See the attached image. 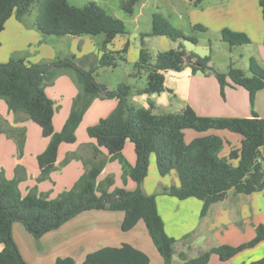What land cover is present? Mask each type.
Returning a JSON list of instances; mask_svg holds the SVG:
<instances>
[{
  "label": "trees",
  "instance_id": "1",
  "mask_svg": "<svg viewBox=\"0 0 264 264\" xmlns=\"http://www.w3.org/2000/svg\"><path fill=\"white\" fill-rule=\"evenodd\" d=\"M204 1L189 0L194 7L200 6ZM133 2L134 0H129L123 8L130 11ZM259 5L264 22V0H260ZM34 6L37 7L34 26L44 36L101 35L102 48L106 50L119 36L128 33L122 20L108 14L96 2L89 1L84 6L77 7L67 0H0V32L11 17L24 22ZM195 31L206 32L201 25H194L192 32ZM160 36L173 42L182 40L197 44L195 36L187 35L174 27L163 15L154 14L151 31L141 34L138 60L134 64L138 75L141 71L147 73L145 87L139 93L164 92V73L189 67L193 73L200 71L214 74L222 95L228 85V78L234 86L242 87L248 92L250 106L253 107L256 93L264 89V66L254 58L248 60L249 75L242 69L235 68L233 63L226 73H222L209 65V56L200 57L187 52L182 45L152 56L147 50L144 38ZM220 39L231 47L250 44V39L244 33L226 28L220 31ZM128 45L129 42H126L120 50L103 52L97 64L88 70L75 64L74 58L54 62L49 66L32 65L22 58H11L7 63H0V100L6 103L13 114H22L37 124L42 136L49 139L45 151L37 158L39 181L48 178L55 170L59 146L76 141V129L93 100L107 97L116 98L118 101L117 107L107 118L100 119L97 124L87 128L88 137L96 142L94 157L86 163L88 166L85 172L74 185L60 193L57 198L47 199L35 192L22 196L17 181L6 179L3 172H0V244L4 245L0 252V264H26L11 237L13 223H21L39 240L45 233L58 229L76 215L89 210L122 212L120 228L123 232L132 230L139 221H143L163 263L174 264L177 241L165 232L157 210L156 195H147L141 189L152 154L155 156L160 176H166L173 171L178 178V185L162 188L161 194L178 200H200L201 217L206 215L212 204L224 200L229 191L249 195L264 190L263 118L254 113L251 118L199 116L190 106L179 112L158 115L152 112V104L148 108L128 104L130 88L124 84L112 92H104L98 87L93 77L95 70L116 67L118 61H126L124 54L127 53ZM68 70L74 72L80 91L72 102L69 116L61 131L55 132L52 124L54 103L44 89L53 78ZM186 129L200 133L210 130L235 133L242 137L241 146L238 150H231L227 158H223L220 157L223 141L219 136L206 135L185 143ZM127 141L134 146V166L122 155ZM17 142L21 148L23 139H18ZM99 148L105 150L109 161L117 160L121 164L124 177L135 183V190L115 189L108 192L113 184L112 177L97 183L107 162ZM70 159L71 157H66L64 164ZM234 160L237 161L236 165L232 164ZM108 199L110 202L106 201ZM263 241L264 228L258 226L254 239L248 245H220L202 251L191 259L185 253H179V264H207L213 254L225 262L245 248L254 247ZM55 264H74V261L71 258H58ZM82 264L150 263L146 254L123 243L118 247H104L89 253ZM250 264H264V255Z\"/></svg>",
  "mask_w": 264,
  "mask_h": 264
},
{
  "label": "crops",
  "instance_id": "2",
  "mask_svg": "<svg viewBox=\"0 0 264 264\" xmlns=\"http://www.w3.org/2000/svg\"><path fill=\"white\" fill-rule=\"evenodd\" d=\"M182 1L185 5L186 2L189 6L192 5L189 0ZM259 1L223 0L220 10L209 11L211 4L209 0H205L202 3L204 5L200 16L197 15L199 11L196 9L190 12V18L183 11L178 12L173 23L176 27H184L186 24L190 26L191 22L206 25L209 30H212L211 34H219V36L220 31L225 28L246 34L251 39L250 44L240 47H246L247 55L241 56V65L239 59L232 60L240 65L237 68L249 75L245 60L248 64V60L254 58L264 66V22ZM226 3L227 5L224 6ZM177 7L179 5L173 7V12ZM23 23L11 17L0 32L1 64L7 63L13 55L22 51L19 47L22 44L29 47L32 42L41 43L42 53L49 51L45 55L42 54L43 56H49L55 51V48L43 39L40 32L24 27ZM162 37L164 36L156 37L162 51L182 45L187 52L195 53L200 57L206 56L204 52L198 53L196 44L188 50L185 45L191 44L188 41H172L171 45L161 46L163 42L166 43ZM73 38L77 43L86 40L84 36ZM120 38L123 42V37ZM79 50L77 54H73L76 60L84 59L88 54L83 49ZM34 59L36 60L31 62L26 58V61L32 65H38V58L34 57ZM83 59L80 60L81 63ZM209 65L218 70L211 59ZM227 83L222 95L219 83L212 73L200 71L193 73L189 67L179 71H166L164 73L165 91L162 94H166L164 95V98L168 100L166 106L171 108L174 105L175 107L174 112L168 113L179 112L186 106H190L199 116L251 118L254 113L264 119V89L256 93L253 107H251L248 92L242 87L234 86L228 78ZM44 90L54 103L53 129L55 132H60L69 116L72 102L80 91L77 78L73 71L68 70L48 82ZM158 98L153 97L151 100L154 114L163 106ZM101 99L102 101L96 105L93 104L98 99L93 101L91 122L84 123L83 116L75 132L76 141L72 144L62 143L59 146L55 170L42 181L38 180L40 168L37 158L45 151L49 139L42 136L37 124L26 119L22 114H13L8 110L6 103L0 100V172H3L6 179L17 181L18 190L22 196L35 192L38 196L47 199L57 198L60 193L69 190L85 172L88 166L86 163L94 157L96 145L95 140L88 137L87 128L97 124L100 119L107 118L114 111V103L110 101L114 98ZM89 109L90 107L86 110L85 116ZM206 135H217L222 139L223 148L220 156L223 158H227L231 150H238L241 146L242 137L225 130L200 133L186 129L184 141L189 143L195 138ZM18 139H23L21 148L18 146ZM99 151L107 158V165L110 162L107 153L102 148H99ZM122 155L131 166L135 165L134 146L130 141L126 142ZM66 157L71 159L64 164ZM232 164L236 165L237 161H232ZM106 165L101 173L105 171ZM113 171L114 186L109 187L108 192L115 189L135 190L136 185L131 179L126 177L123 181L121 168L118 165L107 167V174L101 176L100 173L98 179L105 176L111 177ZM120 179L123 181L122 185ZM171 185H178L176 173L172 171L166 176H160L155 156L150 155L148 173L141 189L147 195H156L157 210L163 221L165 232L177 241L173 257L174 264L181 263L178 258L179 253H185L191 259L197 257L202 251L220 245L232 247L248 245L254 239L257 227L264 228V190L249 195L229 191L224 200L212 204L206 215L201 217L202 202L200 200L195 198L178 200L161 194L162 188ZM122 220V212L89 210L76 215L58 229L45 233L39 240H36L24 225L15 222L11 226V237L26 264H55L58 258H71L74 264H82L89 253L104 247H118L123 243L146 254L150 264H164L148 235L144 222L139 221L132 230L123 232L120 228ZM3 247L4 245L0 244V252ZM263 255L264 241L254 247L245 248L225 262L213 254L207 264H250L260 260Z\"/></svg>",
  "mask_w": 264,
  "mask_h": 264
},
{
  "label": "rangeland",
  "instance_id": "3",
  "mask_svg": "<svg viewBox=\"0 0 264 264\" xmlns=\"http://www.w3.org/2000/svg\"><path fill=\"white\" fill-rule=\"evenodd\" d=\"M70 4L82 7L85 4H87L89 1L96 2L100 7H102L108 14L111 16H114L120 20H122L128 29V33L125 34V36H119L112 45H108L106 47V50L102 48V36H84V42H76L73 37L66 36V37H55V36H42L44 40L50 45L55 48V51L49 55V56H43L45 53H42V48L40 47L41 43H35L32 42L29 47L25 46L24 44L20 45L19 47L22 48V51H19L15 55H13V59H28L31 62H34V57L38 58V65H45L49 66L51 63L62 61L64 59H73L74 63L78 66L83 67L85 70L90 69L91 67L95 66L98 62V59L102 55L103 52L108 51H115L120 50L124 46L126 42H129L127 53L124 54V58L126 61H118V65L116 67H109V68H98L93 73V77L95 81L98 83V85H101L105 88H108L110 90H116V88L124 84L130 88V92L127 98L128 104H131L138 108H148L151 103V100H153V97H159L158 99L160 103L163 104L162 108L157 111L156 114L162 115V114H168V112H174L175 110L174 105H172L171 108L166 106L168 104V100L164 98V95L166 94H144L139 93L142 89H144L146 84V77L147 73L144 71H141L140 74H137V70L134 67L135 62L138 60L139 55V49L141 44V34H144V32L149 33L152 28V16L154 14H160L163 15L165 18L168 19L171 24L174 25V18L176 19L178 12H184L185 15H187L188 18H190V12L196 9L198 12V16L201 15L202 7L204 4L198 7H194L193 5L189 6V4L186 2V5L183 3L182 0H134V2L130 5V8L132 12L127 11L125 8H123V5L127 3L129 0H67ZM223 0H209L210 2V8L209 11H215L220 10L221 4ZM175 9V12H173V7L178 6ZM185 5L184 7H182ZM224 4V6H226ZM225 8V7H224ZM185 9V10H184ZM172 11V13H171ZM37 13V7L34 6L30 12V14L25 18V22L22 24L24 27L28 29H34L36 32L38 31L36 29L35 25V16ZM133 14V15H131ZM172 14V15H169ZM174 16V17H173ZM203 20V19H202ZM194 25H197L192 23L190 26L188 24L184 25V27H176L178 29H181L185 34L187 35H193L197 38V44L196 46L197 51L199 54H206V56H209L213 64L218 68L219 72H227L228 67L233 63L234 67L237 68L241 65V56L247 55L248 51L246 47H240V46H234L231 47L228 44L221 41L219 34L214 35L211 34L212 30L208 29L206 25H201L206 32H192V28ZM39 33V31H38ZM40 35H42L40 33ZM246 35V34H245ZM247 36V35H246ZM86 37V38H85ZM120 37H123V42L120 41ZM248 37V36H247ZM249 38V37H248ZM166 43L163 42L161 46H166L165 44L171 45L172 41L166 37H162ZM250 39V38H249ZM251 40V39H250ZM144 41L146 43L147 50L151 53L152 56L156 55L158 52H161L162 50L159 47L158 40L156 37H146L144 38ZM192 44V43H191ZM185 44L189 49L193 47V44ZM252 48H254L253 45H250ZM43 47V46H42ZM166 48V47H165ZM168 48V47H167ZM79 49H83L88 52V54L85 56V58H80L78 60L75 59L73 54H77ZM170 49H165V51ZM43 54V55H42ZM31 58H33L31 60ZM239 59V64L235 63L232 59ZM82 59L84 60L83 63H81ZM81 60V61H80ZM233 61V62H232ZM246 65L247 61L245 60ZM87 64V65H86ZM86 66V67H85ZM135 74V75H134ZM134 75V76H133ZM164 93V92H163ZM98 99V100H97ZM94 100H97L95 103L92 102L93 105H96L97 103H100L102 101L101 98H96ZM93 100V101H94ZM114 103V109L117 107V99L114 98L110 100ZM173 101V100H172ZM105 103V102H103ZM90 105V109L88 110L86 116L84 115V123L91 122V113L93 112V105ZM90 114V115H89ZM93 114V113H92ZM90 127V126H89ZM131 145V144H130ZM221 157V156H220ZM150 158V157H149ZM126 161L127 159L124 158ZM115 163V164H114ZM106 165V163H105ZM104 165V166H105ZM114 165H118L119 168H121L122 172V179L123 181L126 179L123 175L122 166L121 164L116 161H110L107 163V167H111ZM107 167L102 175L107 174ZM104 168V167H103ZM113 176V184L114 186V171L112 172ZM111 176V177H112ZM107 177L99 178L97 180V183L103 182ZM122 179H120L121 185L123 184Z\"/></svg>",
  "mask_w": 264,
  "mask_h": 264
},
{
  "label": "water",
  "instance_id": "4",
  "mask_svg": "<svg viewBox=\"0 0 264 264\" xmlns=\"http://www.w3.org/2000/svg\"><path fill=\"white\" fill-rule=\"evenodd\" d=\"M98 87L102 90V91H104V92H110V91H108L106 88H104L103 86H101V85H98ZM116 199V197L113 199V200H115ZM107 202H110V199H108V200H106Z\"/></svg>",
  "mask_w": 264,
  "mask_h": 264
}]
</instances>
